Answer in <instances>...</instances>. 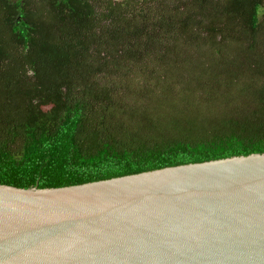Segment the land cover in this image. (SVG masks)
Instances as JSON below:
<instances>
[{
  "label": "trees",
  "instance_id": "1",
  "mask_svg": "<svg viewBox=\"0 0 264 264\" xmlns=\"http://www.w3.org/2000/svg\"><path fill=\"white\" fill-rule=\"evenodd\" d=\"M264 152V0H0V184Z\"/></svg>",
  "mask_w": 264,
  "mask_h": 264
},
{
  "label": "water",
  "instance_id": "2",
  "mask_svg": "<svg viewBox=\"0 0 264 264\" xmlns=\"http://www.w3.org/2000/svg\"><path fill=\"white\" fill-rule=\"evenodd\" d=\"M0 264H264V152L0 184Z\"/></svg>",
  "mask_w": 264,
  "mask_h": 264
}]
</instances>
